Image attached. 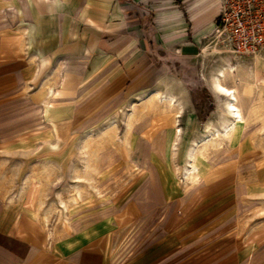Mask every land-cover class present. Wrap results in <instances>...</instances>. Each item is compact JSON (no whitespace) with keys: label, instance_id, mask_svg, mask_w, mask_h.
<instances>
[{"label":"crops","instance_id":"1","mask_svg":"<svg viewBox=\"0 0 264 264\" xmlns=\"http://www.w3.org/2000/svg\"><path fill=\"white\" fill-rule=\"evenodd\" d=\"M220 2L0 0L14 17L0 22V264H264V47L218 57L207 88L218 100L214 77L232 89L236 129L263 135L235 136L236 158L200 169L197 181L143 165L123 203L69 224L44 222L28 184L3 183L18 176L3 161L33 160L35 143L70 144L72 130L113 98L165 79L159 66L224 52L212 42ZM36 108L49 131L37 141ZM203 124L220 130L223 117ZM152 137L141 144L158 145Z\"/></svg>","mask_w":264,"mask_h":264},{"label":"rangeland","instance_id":"2","mask_svg":"<svg viewBox=\"0 0 264 264\" xmlns=\"http://www.w3.org/2000/svg\"><path fill=\"white\" fill-rule=\"evenodd\" d=\"M8 7L3 4L1 8V24L13 22ZM234 56L236 54L225 50L211 53L199 62L177 61L159 66L167 76L165 79L145 82L146 86L135 83L127 92L113 98L72 130L74 138L70 144L48 147L35 143L33 160L19 155L17 162L3 161V166L17 169L18 174L3 178V183L5 179H12L18 186L28 184L33 191L30 195L38 202L35 212L44 222L69 224L79 218L105 217L107 206L123 203L132 194V186L137 183L143 165L153 170L164 169L178 179L184 173L186 179L191 177L192 181H197L200 169H210L219 162L236 158L235 136L241 133L263 135V129L241 127L227 137L219 135L217 138L212 134L217 135L223 127L209 129L203 124L221 117L223 126L228 122L224 96L218 100L207 88L208 80L223 66L218 65V57ZM171 91L178 94L177 98L173 94V103L165 98ZM236 101L237 98L235 104ZM33 114V133L37 141L49 131L39 108ZM176 122L177 125L170 126ZM159 124L163 126L161 129L156 128ZM152 136L159 144L144 146L145 140ZM195 143L198 147L192 159L188 153ZM63 147L65 158L57 155ZM261 148L264 149V145ZM142 151L146 155L141 161L138 158ZM46 153L51 154L49 161L43 160ZM187 169L192 171L188 176L185 175Z\"/></svg>","mask_w":264,"mask_h":264},{"label":"built area","instance_id":"3","mask_svg":"<svg viewBox=\"0 0 264 264\" xmlns=\"http://www.w3.org/2000/svg\"><path fill=\"white\" fill-rule=\"evenodd\" d=\"M212 42L236 55H258L264 47V0H221Z\"/></svg>","mask_w":264,"mask_h":264},{"label":"bare ground","instance_id":"4","mask_svg":"<svg viewBox=\"0 0 264 264\" xmlns=\"http://www.w3.org/2000/svg\"><path fill=\"white\" fill-rule=\"evenodd\" d=\"M221 73H222V71H220ZM219 72V73H220ZM220 73V74H221ZM222 76H223V73H222ZM215 79L213 80V83H214V85H215V87H217L218 89H220V90H222L223 92L222 93H220L222 96H224V98H225V109L224 110H226V112L225 113H227L226 115H227V123L223 126L222 125V127H223V130L221 131V132H216L217 133V135L214 133V134H212L213 136H215V137H219V135L220 136H225V137H227V136H229V135H231L233 132H235L236 131V126H237V123L238 122H241V115H240V112H239V109L236 107V104H235V100H236V97H235V94L233 93V90L231 91L229 88H226V87H224L221 83H220V81H219V79L218 78H216V77H214ZM217 91V90H216ZM165 97V96H164ZM165 98H167V102H171L172 101V103H173V101L175 100H173V96H172V94L171 95H169V96H167V97H165ZM160 100V99H159ZM162 100H164V99H162ZM166 100V99H165ZM164 100V101H165ZM167 102H165V103H167ZM175 103V102H174ZM170 105H171V103H170ZM175 105V104H174ZM221 130V129H220ZM194 143V142H193ZM196 145H190L191 146V148H190V151H189V153H188V155L190 156V158H192L193 159V157H194V153H195V150L197 149V147H198V145H197V143H195ZM189 161V160H188ZM191 169V168H190ZM192 169H193V167H192ZM187 172H189V169H187ZM192 172V171H191ZM191 174V173H190ZM189 175V174H188Z\"/></svg>","mask_w":264,"mask_h":264}]
</instances>
